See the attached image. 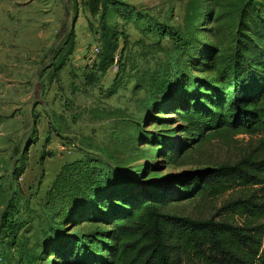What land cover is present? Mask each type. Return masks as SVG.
I'll use <instances>...</instances> for the list:
<instances>
[{"label": "rangeland", "instance_id": "rangeland-1", "mask_svg": "<svg viewBox=\"0 0 264 264\" xmlns=\"http://www.w3.org/2000/svg\"><path fill=\"white\" fill-rule=\"evenodd\" d=\"M117 1L126 7H106L103 0H0V264H72L47 246L48 193L68 163L105 161L126 168L133 182L178 189L182 176L264 153L263 133L238 135L204 143L180 167L156 142L166 137L180 146L197 138L198 131L183 132L178 109L192 101L181 93L191 87L189 78L204 83L201 94L231 78L239 0ZM254 4L243 30L248 55L264 49V0ZM159 24L181 33L184 44L148 31ZM111 57L115 63L106 65ZM238 199L264 202V185L168 210L264 228V218L226 208ZM9 212L19 224L14 239L3 221ZM107 228L65 223L75 238Z\"/></svg>", "mask_w": 264, "mask_h": 264}, {"label": "trees", "instance_id": "trees-1", "mask_svg": "<svg viewBox=\"0 0 264 264\" xmlns=\"http://www.w3.org/2000/svg\"><path fill=\"white\" fill-rule=\"evenodd\" d=\"M103 1L106 7H126L117 0ZM254 1H238L241 24L227 65L233 69L231 78H221L223 85H213V89L209 85L206 94L200 92L204 83L189 78L191 87L181 93L192 101L190 106L178 109L185 123L183 132L198 131L197 138L179 146L166 137H156L161 152L180 167L186 166L187 159L206 142L264 134V49H252L248 55L249 41L244 40L243 31ZM148 31L169 37L178 45L186 40L163 24ZM115 60L111 57L104 62L109 65ZM128 173L126 168L105 161L93 165L77 160L62 168L47 201L51 214L47 246L60 254V259L72 264H264L263 227L242 228L228 221L194 219L168 210L182 202L219 197L236 187L264 185V153L182 176L176 181L178 189L155 181L136 183ZM226 208L264 218V202L238 199ZM9 215L3 221L14 239L19 224L13 214ZM79 220L106 224L108 228L82 237L68 235L65 223Z\"/></svg>", "mask_w": 264, "mask_h": 264}, {"label": "built area", "instance_id": "built-area-1", "mask_svg": "<svg viewBox=\"0 0 264 264\" xmlns=\"http://www.w3.org/2000/svg\"><path fill=\"white\" fill-rule=\"evenodd\" d=\"M95 51H96V54H99V52H100L99 49H96ZM61 149L64 152H67L68 153V151H69V153H70V148L69 147H61Z\"/></svg>", "mask_w": 264, "mask_h": 264}]
</instances>
